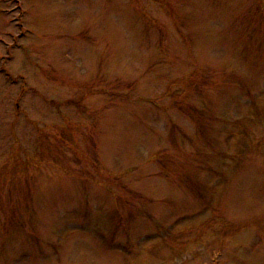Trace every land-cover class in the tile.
<instances>
[{
    "label": "rangeland",
    "instance_id": "1",
    "mask_svg": "<svg viewBox=\"0 0 264 264\" xmlns=\"http://www.w3.org/2000/svg\"><path fill=\"white\" fill-rule=\"evenodd\" d=\"M0 264H264V0H0Z\"/></svg>",
    "mask_w": 264,
    "mask_h": 264
}]
</instances>
